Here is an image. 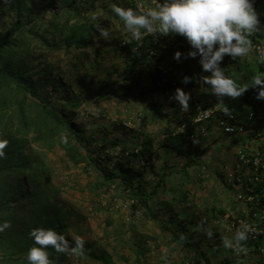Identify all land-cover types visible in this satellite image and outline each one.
<instances>
[{
    "label": "trees",
    "instance_id": "trees-1",
    "mask_svg": "<svg viewBox=\"0 0 264 264\" xmlns=\"http://www.w3.org/2000/svg\"><path fill=\"white\" fill-rule=\"evenodd\" d=\"M139 1L145 7L151 3V0ZM5 5L16 7L17 12L0 29V139L8 141L2 150L4 155L0 156V223L8 221L11 224L10 228L0 232L1 263L27 264L26 251L33 245L29 232L34 227L54 228L70 241L79 236L69 224L73 209L59 203L55 195L60 191L48 176H43L47 175L43 158L58 149L68 163L80 169L82 175L93 178L89 185L98 200L111 193V204L117 198L129 203L130 227L137 231L135 235L126 239L121 236L117 240L115 246H122L124 242L130 246L127 254L98 251L95 245H85L83 252L65 254L46 246L53 264H112L115 259L119 264H264V254L260 252L258 242L248 239L243 242L245 248L239 252L240 258L233 257L237 252L231 249L229 257L214 260L209 250L193 239L191 232L192 225L197 223L188 206L195 200L198 190L205 197L203 211L207 214L199 221L200 226L211 220L219 221L228 212L226 208L237 213L233 222V226L237 225L236 231L240 229L238 220L260 223L257 216L264 215V181L252 186L244 177L242 188H238V177L241 176L234 175L231 179L227 172L235 171L236 163H240L237 152L231 151L234 163L230 169L221 159L229 147L246 144L247 138L215 135L211 140L215 159L199 155L190 157L179 166L164 165L162 171L155 168L148 189L145 167H136L138 161L151 156L149 151L157 139L160 148L166 152L185 154L189 137L197 127L193 122L198 113L195 102L202 108L210 106L220 110L227 106L231 114L247 117L250 113H257L256 91L250 88L237 99L225 97L222 105L205 90L204 87L208 86L199 82L202 76L210 73L183 59L178 69L180 86L194 89L196 93L189 102L187 116L182 119L178 102L168 98L175 91L173 78L166 75L168 60L157 53L159 41L164 42L165 35L146 34L139 41L132 39L123 22L112 13L107 0H0V9ZM253 6L264 25V0H254ZM100 9L107 14L108 20L116 22L123 30L121 35L125 39L124 46L132 55V63H151L150 87L140 91L137 97L130 96L133 100H150L149 119L137 118L136 134L116 140H110L106 131L100 136L87 133V128L77 120L79 110L88 100L114 99L121 95L118 83L104 85L94 97L81 95L73 93L71 85L54 76L49 67V60L58 54L67 55L72 50L93 47V39L99 36V27H103L99 19ZM249 39L253 43L250 54L236 60L226 55L220 65L238 85L250 84L253 75L264 74V64L256 59L257 47L264 46V30L252 33ZM179 49L183 50L182 47ZM127 69L130 72L132 66ZM185 76L192 78L187 84L182 82ZM153 94L166 95L165 103L151 102ZM117 121L119 128H130L124 120L119 118ZM150 124L158 126L151 134L148 132ZM206 127L207 131L211 130L212 121L207 122ZM258 141L259 138L255 137L252 143ZM257 148L264 160V144L257 145ZM241 152L246 159L251 155L247 148L242 147ZM199 164L202 168L198 167ZM246 169H252V164H244ZM190 170L193 171L190 173ZM212 170L216 175L209 178L208 172ZM255 174L263 180L264 173L256 171ZM249 176L254 177L250 173ZM225 192H230L234 200L227 202ZM241 202L242 206L238 207ZM140 222L151 223L157 234L139 230ZM187 222L192 224L191 227H187ZM105 223L110 226L112 221L106 219ZM160 237L163 250L170 249L174 254L160 253L156 262H150L151 255L160 248L155 245ZM204 239L203 235L199 236L200 241Z\"/></svg>",
    "mask_w": 264,
    "mask_h": 264
},
{
    "label": "rangeland",
    "instance_id": "rangeland-1",
    "mask_svg": "<svg viewBox=\"0 0 264 264\" xmlns=\"http://www.w3.org/2000/svg\"><path fill=\"white\" fill-rule=\"evenodd\" d=\"M107 2L110 5L113 1L107 0ZM118 2H122L125 7L129 5L133 8H137L138 6L142 9L146 8L140 4L139 0H118ZM25 5H28V3L25 2ZM16 12V7L8 8L7 5L0 9V29L8 24ZM100 12L99 19L101 25L109 29L110 37L105 40L99 35L94 37L93 47L84 50H72V52L67 55L58 54L49 60V67L54 76L60 77L64 82L71 85V91L73 93H79L81 95L88 94L94 97L103 90L104 85L112 82L118 83L119 88L117 89L121 95L114 99H100L99 101H95L94 99L88 100L87 104H84L85 106L79 110V118L77 120L78 123H81L87 128V133L100 136L106 131L105 133L109 134L110 140H116L121 136L131 137L136 134L137 130L135 131V129L139 125L137 118L144 116L146 120L149 119L147 118V113H149L150 100H141L138 98L133 100L131 97H137L140 91L147 90L150 87L151 75L149 70L151 63L144 65L132 63V55L129 54L128 48L123 45L125 42L124 37L121 35L123 30L119 28L116 22L113 23L108 20V16L104 10L100 9ZM176 42L183 47V50L179 49L176 51H180L182 54L186 55L190 50L186 38L175 34L166 35L165 42L160 43V46L157 48V53L163 54L164 57H166L165 59L168 60L165 67L166 75L173 78L175 89L179 87L189 93L191 100L196 91L180 86L181 79L178 77L179 62L183 59H187L191 61L193 66H200L198 62L199 57L195 59L184 58L182 55L180 61L175 60L174 53L171 51L169 45H174ZM130 65L132 69L128 72L127 67ZM172 96L173 94H170L168 98L171 99ZM165 97L166 95L153 94L151 95V102L158 101L164 104L166 100ZM255 101V106L259 115H257L253 121L248 122L249 128L264 124V100L255 99ZM119 118L124 120L125 124L130 128H119V123L117 121ZM115 121H117V123ZM157 129L158 126L150 124L148 132L151 134L157 131ZM215 135H217V129L212 125V129L207 131L204 138H199L195 143H187L184 155L166 152L163 148H160V140L157 139L149 151V155L151 156L148 159H141L136 164L137 168L145 167L146 188L148 189L152 184L151 174L155 168L162 171L164 165L169 167H172V165L179 166L190 157H197L199 155H204L205 157L207 155L210 159H215V151L213 147H211V140ZM231 151L235 152L229 147L225 153L226 156L221 158L223 161L227 162V169L234 163L232 160L233 157L230 155ZM227 157L231 158L228 159ZM43 161L47 169V175L43 176H48L51 183L60 191V194L55 195L56 198L59 199V203L65 204L66 207H70L74 211L69 221L71 230L84 238L85 245H95L98 251L106 250L116 255L122 252L127 254L130 251V246L127 243H122V246L115 245L118 244L117 240L119 237L123 236V238L126 239L136 234L137 229L130 227L131 224L128 214L129 203L123 201L122 198H117L115 201L113 200V204H111V193L104 194V196H102L103 199L98 200L91 192L89 185V181H92L93 178H87L82 175L80 169L68 163L64 157V153L58 149L48 152L43 158ZM198 167L202 168L200 164ZM192 171L193 170H190V173ZM227 172L228 178H231V171L228 170ZM208 173L209 178H213L216 175L214 170ZM243 174L244 177L248 175L245 171ZM172 180L173 179H170V181ZM224 194L227 202L234 200L230 192H225ZM218 196L219 195L216 194V197ZM204 198L205 197L202 196V191L198 190L195 200L193 203L190 202V206H188L190 207V215L196 219L197 225L193 226L190 222H187V227H191L192 225L191 232L193 233V239L198 240L203 249H208V253L214 260L217 258L222 259L224 257H229L232 255L229 253L231 249L225 248L222 241L225 237L231 238L236 232L235 227L237 225L233 226V222L237 213L235 210L226 208L228 212H226L219 221L211 220L209 224L200 226L199 221L207 217V214L203 211ZM242 204L243 202L238 203V207H241ZM109 205L111 206L109 207ZM106 219L112 221L110 226L106 225ZM240 221L241 220L237 221L239 227ZM242 223L241 221V224ZM141 229L152 234H157L156 227L151 223L140 222L139 230ZM207 229L213 232L211 238L206 235L205 230ZM201 235L205 238L202 241L199 240V236ZM161 242V237L155 242V245L160 246V248L151 255L150 262H156L160 253H162L161 255H166L168 253L174 254L170 249L164 251ZM261 244H264V238H262ZM205 245H209L210 249L207 246L205 247ZM1 257L2 252L0 249V258ZM233 257L240 258L241 256L240 253H235ZM111 263L119 264L116 259ZM0 264L3 263L0 261Z\"/></svg>",
    "mask_w": 264,
    "mask_h": 264
},
{
    "label": "clouds",
    "instance_id": "clouds-1",
    "mask_svg": "<svg viewBox=\"0 0 264 264\" xmlns=\"http://www.w3.org/2000/svg\"><path fill=\"white\" fill-rule=\"evenodd\" d=\"M253 5L254 0H151L145 9L139 6L137 8L125 7L122 2H111L109 7L112 13L123 22V27L134 40L139 41L146 34L157 33L165 35V38L169 34L186 38L190 45V50L186 55L176 51L182 47L179 43L169 45L174 50H171L174 53V59L180 61L182 55L184 58L199 57L198 62L202 71L210 73L202 76L199 82L202 86L207 85L208 87H204L205 90L214 95L218 103L223 105L225 97L237 99L250 88L256 91L255 98L257 100H264V74L253 75L250 84L238 85L233 78L226 75L225 69L220 66L226 55L232 60H236L250 54L253 50V43L249 36L254 32L264 30V25L261 24L259 14ZM99 35L107 40L110 37V31L108 28L99 27ZM160 43L162 41H159V46ZM256 50L258 52L257 61L264 64V46H258ZM191 79V77L185 76L182 82L187 84ZM171 99L178 102L182 119H184L189 108L190 94L178 87ZM194 105L198 113L193 122L197 124V127L190 135L188 143H195L199 138L206 136V126L209 121H212V125L217 129V135L225 137L239 135L244 139L247 138L246 144L231 147L237 152L240 162L236 163V170L231 172V179L234 175H240L237 187L242 188L245 171L248 173L245 178L252 186H256L259 181H264L258 179L256 174L254 175L256 171L264 173V160L260 156V149L257 148V145L264 144V124L249 128L248 123L253 121L259 112L250 113L247 117H238L231 114L227 106L219 110L217 107L210 106L202 108L196 102ZM204 110H210L211 115L201 118ZM226 126H230L232 130L226 131ZM255 137L259 138L257 144L252 143ZM64 142H67L66 138H64ZM7 144V140L0 139V156L4 155L2 150ZM242 147L247 148L251 153L247 159L241 152ZM246 163H251L252 169L244 170ZM225 167L227 168V164ZM249 173L254 177L249 176ZM231 183L236 187L233 182ZM257 218L260 221L259 224L241 219L243 225L240 221V229L231 238H223V246L239 253L244 251L243 242L248 239L260 243V252L264 254V244H261V240L264 238V215L261 214ZM10 227V222L4 221L0 223V232ZM205 232L209 238L213 236L210 229ZM29 236L33 245L26 251L27 264H53V261L49 259L46 246H51L57 253L65 254L83 252L85 247L83 237L76 236L74 240L70 241L63 233L57 232L51 227H34L30 230Z\"/></svg>",
    "mask_w": 264,
    "mask_h": 264
},
{
    "label": "built area",
    "instance_id": "built-area-1",
    "mask_svg": "<svg viewBox=\"0 0 264 264\" xmlns=\"http://www.w3.org/2000/svg\"><path fill=\"white\" fill-rule=\"evenodd\" d=\"M210 115H211V111L210 110H204L203 113L201 114V118H206V117H209ZM225 130L226 131H231L232 128L230 126H226ZM255 163H256V161H255Z\"/></svg>",
    "mask_w": 264,
    "mask_h": 264
}]
</instances>
